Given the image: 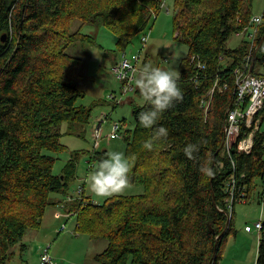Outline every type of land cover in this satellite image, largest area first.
Returning <instances> with one entry per match:
<instances>
[{
	"label": "trees",
	"instance_id": "1",
	"mask_svg": "<svg viewBox=\"0 0 264 264\" xmlns=\"http://www.w3.org/2000/svg\"><path fill=\"white\" fill-rule=\"evenodd\" d=\"M165 1L0 0V264H9L16 247L25 249L26 233L42 226L47 210L65 201L77 179L78 155L84 151L72 150L60 175L54 173V154L67 149L62 125L68 124L71 135L83 136L95 106L79 104L85 96L76 85L82 61L68 48L78 41L94 44L83 26L98 23L115 34L117 51L124 52L150 30ZM253 1L174 0L177 38L188 46L178 81L183 99L151 129L139 121L149 105L132 100L134 127L122 133L130 183L145 191L102 203L83 194L65 204L76 215L77 233L108 241L96 255L98 264H217L234 229L230 211L253 193L264 209V132H258L251 153L233 147L229 154L224 145L217 153L227 112L236 102V70L245 68L252 48L253 61L264 35L263 12L256 40L250 37ZM239 32L245 33L241 44L229 48L231 36ZM261 68L264 42L252 74L264 76ZM219 78L227 88H216L206 110L202 100ZM138 94L136 89L133 95ZM160 125L168 128V136L145 148ZM189 143H200L193 158L183 151ZM107 153L96 149L92 157L100 162ZM204 165L214 173L202 174ZM233 178L245 197L237 195L230 208L227 188ZM258 233L256 264H264V225Z\"/></svg>",
	"mask_w": 264,
	"mask_h": 264
},
{
	"label": "rangeland",
	"instance_id": "2",
	"mask_svg": "<svg viewBox=\"0 0 264 264\" xmlns=\"http://www.w3.org/2000/svg\"><path fill=\"white\" fill-rule=\"evenodd\" d=\"M166 5L169 11L162 10L158 13L152 27H149L150 30H146L150 32V39L142 55L146 57L147 63L175 70L179 75L181 61L188 54V46L177 38L178 32H176L174 23V0H166ZM252 12L254 16L262 15L264 0H254ZM79 25V22L75 23L73 30L78 29ZM83 32L92 35L96 42L94 44L75 42L68 48V53L82 61L81 76L76 85L85 93V96L79 99V104L88 106L94 104L95 107L83 136L71 135L68 132V124L62 125L61 142L67 146V149L59 154H54L58 157L54 166V173L60 175L62 168L71 158L72 150H83L84 152L78 155L77 179L71 184L66 199L69 195L76 196V190L80 185L85 187L84 194L87 201L89 199L95 203H102L114 195L142 194L145 191L143 185L130 183L122 191L99 196L90 189L86 177L100 163L98 157H92L94 150L120 151L126 155V144L122 133L125 129L134 127L131 101L135 100L138 105H143L145 102L139 94L133 95V92L123 94V82L114 77L111 66L114 64V59L119 61L123 58L124 53L130 59H133L134 55H138L144 48L140 39L143 35L136 37L124 52H119L116 46L117 37L105 25L85 24ZM242 39L233 34L228 41V47L231 49L238 47ZM112 93L116 95L117 101L109 99L108 96ZM114 106L118 107L115 108ZM102 113H107L109 120L102 124L100 136L96 138L94 130L99 117L95 118V116ZM262 119L261 131L264 132V118ZM116 123L119 124L120 128L117 134H114L113 128ZM259 185L258 190H262L263 185L260 182ZM257 198V194L253 193L249 201L236 204L234 213L230 211V217L233 215L234 229L224 241L221 257L217 264H256L259 233L254 224L260 219L264 220V209ZM54 207L56 206H51L49 209H54ZM55 211L57 209H54ZM58 211L66 213L67 209L60 208ZM75 217L69 221L61 218L58 230L54 235L49 236L50 242L44 243L41 253L42 240L46 238L44 231L30 232L31 230H29L24 237L26 240L23 243L26 247L22 251L21 257V247L18 246L17 249L15 248L16 253L9 264H43L41 256L47 249L56 264H97L96 255L107 247L108 241L106 239H93L87 234L77 233L75 231L77 228ZM248 225L252 227V230L246 229ZM58 232L60 234H57ZM29 233H34L39 237L29 236Z\"/></svg>",
	"mask_w": 264,
	"mask_h": 264
},
{
	"label": "built area",
	"instance_id": "3",
	"mask_svg": "<svg viewBox=\"0 0 264 264\" xmlns=\"http://www.w3.org/2000/svg\"><path fill=\"white\" fill-rule=\"evenodd\" d=\"M162 10H166L167 12L169 11L166 1L162 4ZM254 17L257 16L252 17V28L250 33V37L253 42L256 40V36L259 32V26L263 21V14L260 15V23L254 22ZM154 18H157V15H154ZM140 39L144 48L138 55H134L132 57L133 59H130L124 53L123 58L111 66V72L114 77L123 82V94L134 92L136 90L135 79L138 78L140 69L147 63V59L146 57H143L142 53L146 48L148 40L150 39V32L146 31ZM252 55L253 48L246 59L245 68L242 70H236V102L232 104L231 108L227 112L223 130L225 132L224 148L229 154L231 153L233 147H236V150L239 152L251 153L255 145L256 136L258 132L262 130L263 119L260 114L264 108V76L258 77L249 72ZM198 64L200 67L204 68L202 63ZM220 80V78L215 80L214 86L208 93V98H204L202 100L201 106L206 110L209 108L216 88L220 91L227 88V83L221 86ZM108 97L111 100L117 101L116 95L114 93L110 94ZM247 102V106L244 107L245 103ZM108 120L109 115L107 113H102L98 118L97 122L95 123L96 128L94 130V136L96 138H99L100 136L102 124ZM119 128V124L116 123L113 128V133L117 134ZM76 191V196L69 195L67 199L60 205L62 208L66 206V202L72 201L77 197H82L86 190L83 185H80ZM227 192L229 195L227 199L229 201L230 208H232L234 200L237 199V195L240 194L239 197L241 198L245 197V190H243V192L240 191V187L239 185L237 186L235 178H233L229 183ZM57 215L60 216L61 212H59ZM254 225L257 231H260L262 225L264 224L262 223V219H260ZM246 229L249 231L252 230V227L248 225ZM41 261L43 264H56L48 249L42 254Z\"/></svg>",
	"mask_w": 264,
	"mask_h": 264
},
{
	"label": "clouds",
	"instance_id": "4",
	"mask_svg": "<svg viewBox=\"0 0 264 264\" xmlns=\"http://www.w3.org/2000/svg\"><path fill=\"white\" fill-rule=\"evenodd\" d=\"M254 22L260 23L261 17H254ZM179 75L175 70H169L146 63L135 79V88L143 101L149 107L140 112L139 121L145 128H153L161 120L163 114L175 103L183 99V92L178 83ZM169 134L167 127L160 125L154 129L151 139L145 141L144 147L152 149L154 141L166 138ZM200 150V143H189L183 151L189 158H193ZM130 160L120 151H110L100 161L95 170L90 171L86 182L90 189L99 196L109 195L124 190L130 184ZM204 175H212L214 169L209 165L201 166Z\"/></svg>",
	"mask_w": 264,
	"mask_h": 264
},
{
	"label": "crops",
	"instance_id": "5",
	"mask_svg": "<svg viewBox=\"0 0 264 264\" xmlns=\"http://www.w3.org/2000/svg\"><path fill=\"white\" fill-rule=\"evenodd\" d=\"M245 35L244 32H239V33H236V36L239 37V38H243ZM261 71H264V69H260ZM101 114L99 115H96V117H100ZM54 198H58V196H54ZM60 208H62L61 206H56L54 207V209H57V211L54 212V209H49L46 214H45V217L43 219V223H42V226L37 229V230H31L30 232H33V231H44V234H45V239L42 240V246H41V251L40 253L42 252V249H43V245L45 242H50V239H49V236L50 235H54L56 233V231L58 230L59 228V221L61 220V218H64L66 221H69L70 219H72L73 217H75V214L73 212H70L69 211V208L67 206H65L63 209H67L66 213H62L61 212V215L58 216L57 214L60 212L58 210H60ZM58 222V223H57ZM76 231V230H75ZM29 232V231H28ZM28 232L26 234H28ZM30 235L29 236H37L39 237V235H34V233H29ZM57 234H60V232H58ZM26 240V238L24 239ZM17 249V248H16ZM19 250V249H18ZM52 253V252H51ZM21 254H22V249H20V257H21ZM53 254V253H52ZM53 256L55 257V255L53 254ZM98 264V263H97Z\"/></svg>",
	"mask_w": 264,
	"mask_h": 264
},
{
	"label": "water",
	"instance_id": "6",
	"mask_svg": "<svg viewBox=\"0 0 264 264\" xmlns=\"http://www.w3.org/2000/svg\"><path fill=\"white\" fill-rule=\"evenodd\" d=\"M263 42H264V35L261 37V40L259 41V43H258V45H257V47H256V49H255V51H254V58H253V61H251V66H250V70H249L250 73L253 72L254 64H255V62H256V54H257V52H258V50H259V47H261V45L263 44ZM223 145H224V141H223V144H222V146L220 147V149L217 151V153L223 148ZM214 164H215V162H214ZM227 225H229V220H228L227 224L225 225V229L227 228ZM225 229H224V231L221 233V236L224 234Z\"/></svg>",
	"mask_w": 264,
	"mask_h": 264
},
{
	"label": "bare ground",
	"instance_id": "7",
	"mask_svg": "<svg viewBox=\"0 0 264 264\" xmlns=\"http://www.w3.org/2000/svg\"><path fill=\"white\" fill-rule=\"evenodd\" d=\"M169 63V62H168Z\"/></svg>",
	"mask_w": 264,
	"mask_h": 264
}]
</instances>
